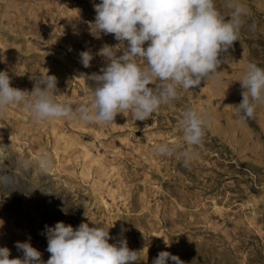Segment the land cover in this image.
I'll return each mask as SVG.
<instances>
[{"label": "rangeland", "instance_id": "374dc122", "mask_svg": "<svg viewBox=\"0 0 264 264\" xmlns=\"http://www.w3.org/2000/svg\"><path fill=\"white\" fill-rule=\"evenodd\" d=\"M100 2L0 0V71L11 86L30 92L37 78L54 75L58 102L74 109L89 103L95 82L86 77L105 65L96 53L119 43L91 26ZM240 3L245 23L239 41L221 53L219 84L181 88L145 121L126 112L101 126L37 121L23 104L0 110V247L10 249V259L23 256L17 241H30L47 261L45 225L62 221L109 229V243L126 238L142 251L140 264H152L161 251L185 264H264V104L244 122L235 107L247 65L264 69V0ZM215 4L230 14L225 0ZM85 50L94 56L88 68L80 62ZM189 108L208 120L195 148L179 128ZM162 142L198 155L185 166L178 153L155 152Z\"/></svg>", "mask_w": 264, "mask_h": 264}, {"label": "clouds", "instance_id": "9594fccd", "mask_svg": "<svg viewBox=\"0 0 264 264\" xmlns=\"http://www.w3.org/2000/svg\"><path fill=\"white\" fill-rule=\"evenodd\" d=\"M96 13L91 26L99 34H112L119 43L103 45L97 55L105 65L99 73L86 79L94 81L87 104L75 109L55 99L57 78H37L29 92L11 86V77L0 71V110L23 104L37 121L75 118L101 126L112 123L126 112L135 121L151 118L162 105L170 104L179 89L193 90L204 81L219 84L218 68L227 52L239 41L246 8L240 0H225L230 9L226 17L217 10L215 0H101L93 4ZM227 18V19H226ZM126 42V46H125ZM147 42V46L145 47ZM84 68L94 59L90 51L79 53ZM242 101L235 106L239 120L254 117L256 108L264 104V69L249 63L241 80ZM208 120L194 109L184 111L179 128L182 139L192 148L202 144ZM192 148L162 142L155 152L171 157L177 153L187 166L198 155ZM51 168L48 156L40 160ZM63 211V209H61ZM125 229H121L123 233ZM47 261L30 241L15 243L22 258L10 259V249L0 247V264H140L142 251L131 250L126 238L109 243V229L90 227L81 222L76 228L57 222L45 225ZM166 243V242H165ZM167 244V243H166ZM185 264L178 256L159 252L152 264Z\"/></svg>", "mask_w": 264, "mask_h": 264}]
</instances>
